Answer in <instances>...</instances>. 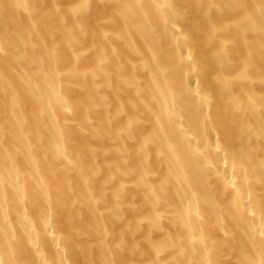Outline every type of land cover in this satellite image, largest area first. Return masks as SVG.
I'll use <instances>...</instances> for the list:
<instances>
[{"label": "bare ground", "instance_id": "1", "mask_svg": "<svg viewBox=\"0 0 264 264\" xmlns=\"http://www.w3.org/2000/svg\"><path fill=\"white\" fill-rule=\"evenodd\" d=\"M0 264H264V0H0Z\"/></svg>", "mask_w": 264, "mask_h": 264}]
</instances>
